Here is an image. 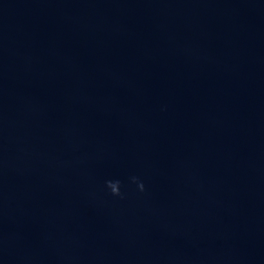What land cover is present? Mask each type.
<instances>
[{
  "label": "water",
  "instance_id": "1",
  "mask_svg": "<svg viewBox=\"0 0 264 264\" xmlns=\"http://www.w3.org/2000/svg\"><path fill=\"white\" fill-rule=\"evenodd\" d=\"M0 264H264V0H0Z\"/></svg>",
  "mask_w": 264,
  "mask_h": 264
},
{
  "label": "clouds",
  "instance_id": "2",
  "mask_svg": "<svg viewBox=\"0 0 264 264\" xmlns=\"http://www.w3.org/2000/svg\"><path fill=\"white\" fill-rule=\"evenodd\" d=\"M132 181H133V183L137 184V186H138L140 191H144V185H143L142 182H140L138 180V178L133 177ZM106 186H107L108 189H110L111 194L113 196H117V197L123 198V194L121 193V190H120L121 189V183H120L119 180H116V181L109 180V181L106 182Z\"/></svg>",
  "mask_w": 264,
  "mask_h": 264
}]
</instances>
